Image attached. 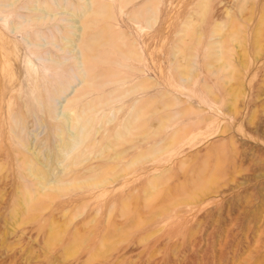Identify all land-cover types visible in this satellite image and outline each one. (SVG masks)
<instances>
[{"label":"rangeland","instance_id":"1","mask_svg":"<svg viewBox=\"0 0 264 264\" xmlns=\"http://www.w3.org/2000/svg\"><path fill=\"white\" fill-rule=\"evenodd\" d=\"M156 1L0 0V264H264V0Z\"/></svg>","mask_w":264,"mask_h":264},{"label":"bare ground","instance_id":"2","mask_svg":"<svg viewBox=\"0 0 264 264\" xmlns=\"http://www.w3.org/2000/svg\"><path fill=\"white\" fill-rule=\"evenodd\" d=\"M10 1V0H8ZM156 0L155 2H149L148 5L146 6H142L143 8H139L134 14H133V17L131 18V20L133 22L136 23V19L138 18H143L145 20V22H147V24L151 23L154 21L155 19V10H156V7H157V4H156ZM43 4H47L46 2H43ZM94 5V4H93ZM205 5V4H204ZM95 6V5H94ZM92 8V7H91ZM203 8V7H202ZM204 9V8H203ZM90 14L87 17L88 18H92V17H96V18H99L101 20L107 18V14L104 13V11L102 10V8H99L98 10H96V8L93 7V10L91 12H89ZM146 16V17H145ZM201 20V19H200ZM40 20H30L28 23H32V22H39ZM85 21H86V18H85ZM84 21V24L83 25V34H81V39L79 41V48H80V58H79V61H80V64L83 65V66H90L89 68L87 69H84V75L86 78H88L87 80L85 79V86L83 87V89H91L93 87H98L97 84H96V78H99L98 76H90L88 75V71L91 72L94 70V65L93 64H97L99 62H102V59H100V56H97L95 54L96 52V48L97 47H104L107 45V40L105 38H98L96 43H95V39H94V36L92 34H88L86 33L87 31L90 30V27H91V21L90 23L87 21L85 22ZM5 26V25H4ZM93 27V26H92ZM100 33V32H99ZM105 34V33H104ZM104 37V36H103ZM39 38V37H38ZM110 47V46H109ZM108 49V48H107ZM108 51V50H107ZM106 51V52H107ZM126 57L128 58H131V57H136V53L133 51V50H129L127 53H126ZM178 54V53H177ZM210 58H212V56H210ZM218 58V57H217ZM220 62V61H219ZM52 66V65H51ZM217 70H221L225 67V65H223V62L221 61L218 65L215 66ZM207 68L208 70H211V65H207ZM86 70V71H85ZM179 75L184 79V80H188L189 78V73H188V68L187 67H182L180 68V71H179ZM180 80V78H179ZM107 83V82H106ZM223 83H225V81H223ZM227 83V82H226ZM82 89V90H83ZM87 90L84 91V94H81V96L85 95L87 92ZM125 95V93H124ZM110 97V96H108ZM109 99V98H108ZM91 108V107H89ZM229 109V108H228ZM78 111L75 113L74 110H70V113L74 114L75 115V124L79 127V130H82L89 124V120H86V121H83V118H84V115L86 114L87 111H90L87 110H82V108L80 109H77ZM156 129V128H155ZM126 132H128V129L126 128L125 129ZM84 133V132H83ZM83 133L81 134V139L80 137H74L73 139V145H69V144H64L62 147V149L66 150V149H69L70 147L74 146L77 144V142H79V140L81 141H84L86 138L85 136L83 135ZM191 134V133H190ZM189 134V135H190ZM83 136V138H82ZM171 139V138H170ZM19 141V140H18ZM77 141V142H76ZM92 144V143H91ZM164 149V148H163ZM92 151V150H91ZM35 159V158H34ZM39 165H41V163H38ZM29 175L30 177H32L33 179L36 180V182L38 183V185H45L46 184V181L45 180V177L43 174L41 173H33L32 171H29ZM93 178V177H92ZM94 179V178H93ZM79 181V180H78ZM44 182V183H43ZM85 183L89 184V185H93V186H96V185H103L105 184V181H95V180H91V181H85ZM79 184V183H77ZM73 184H69V185H64L62 183H60L59 181H57L55 184H53V188L54 189H59V188H63V187H68V186H71ZM157 188V187H156ZM44 189V188H43ZM33 200V199H32ZM20 204V203H19ZM30 204V203H29Z\"/></svg>","mask_w":264,"mask_h":264}]
</instances>
